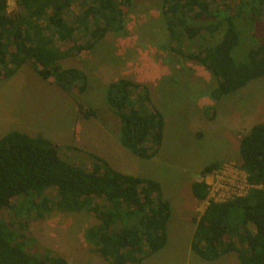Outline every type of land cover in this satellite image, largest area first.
Masks as SVG:
<instances>
[{
  "label": "trees",
  "instance_id": "trees-1",
  "mask_svg": "<svg viewBox=\"0 0 264 264\" xmlns=\"http://www.w3.org/2000/svg\"><path fill=\"white\" fill-rule=\"evenodd\" d=\"M75 1L18 0L21 9L9 11L8 1L0 0V79L13 76L30 61L43 79L74 94V89L86 92L87 73L75 66L62 67L61 59L92 49L109 31L123 30L125 8L134 0H80L82 12L68 19ZM212 1L163 0V11L173 39L192 41L198 36L207 41L197 53L186 55L217 77L211 95L220 98L264 76V22L254 27L256 43L247 60L237 62L233 55L244 25L239 19L260 24L257 1L264 5V0H243L240 7L225 9H213ZM81 31L90 33L88 43L76 40ZM209 37L216 40L209 42ZM105 98L121 120V144L143 158L153 157L163 141L165 119L152 103L148 86L120 78L105 87ZM83 114L89 118L97 113L88 109ZM239 152L241 166L257 186L246 196L212 201L197 219L191 248L206 260L235 251L242 264H264V122L240 137ZM92 158L91 168L69 162L57 142L21 130L0 138V264H70L51 251L42 256L28 252L23 227L4 218L7 208L33 210L39 219L54 211L92 213L98 223L88 228L86 238L112 264H141L166 246L172 206L161 183L119 171L97 155ZM221 164L207 165L201 174ZM192 191L200 201L208 194L202 180L192 183ZM20 196L21 206L14 203Z\"/></svg>",
  "mask_w": 264,
  "mask_h": 264
},
{
  "label": "rangeland",
  "instance_id": "rangeland-1",
  "mask_svg": "<svg viewBox=\"0 0 264 264\" xmlns=\"http://www.w3.org/2000/svg\"><path fill=\"white\" fill-rule=\"evenodd\" d=\"M7 1L9 11L21 9L18 0L15 7ZM242 1L214 0L210 5L213 9L235 8ZM257 5L260 24L249 25L245 24L247 20L239 19L238 24L244 25L239 44L233 50L237 62L247 60L249 49L256 43L254 27L260 28L264 22V5L260 1ZM125 9L126 35L109 32L93 49L60 61L62 67H80L87 73L89 83L85 93L78 94L74 89V94L43 79L30 61L13 76L0 79V138L15 129L33 136L43 135L58 143L62 157L69 162L91 168L92 155H97L119 171L159 181L175 210L168 222L166 246L146 257L142 264H242L235 251L216 260H206L191 252L192 224L183 218L189 214L183 209L189 205L186 200L189 183L201 180L205 166L230 161L240 164V135L248 133L254 124L264 122V76L215 98L211 92L217 86V77L207 66L186 55L197 53L207 41L198 36L192 41L173 39L166 27L163 0H134ZM247 9L246 6L244 10ZM82 10L77 0L66 16L73 19ZM242 15L249 18L245 13ZM75 38L79 43L91 39L85 31L77 32ZM215 40L209 37V42ZM113 42H117V49L112 47ZM97 61L95 69L101 73L96 78L89 68ZM198 67L204 69L205 75L198 72ZM120 78L147 85L152 103L164 115L163 141L151 158H143L121 144L122 123L109 108L103 85ZM88 109L97 111L96 117H85L83 111ZM50 193L56 197L54 190ZM21 202V196L14 200L16 205L21 206ZM205 208L203 201L196 203L195 219ZM29 210L7 208L3 212L5 219L23 227L20 230L28 252L42 256L51 251L64 256L70 264H112L86 238L88 228L98 223L92 213L54 211L39 219Z\"/></svg>",
  "mask_w": 264,
  "mask_h": 264
},
{
  "label": "built area",
  "instance_id": "built-area-1",
  "mask_svg": "<svg viewBox=\"0 0 264 264\" xmlns=\"http://www.w3.org/2000/svg\"><path fill=\"white\" fill-rule=\"evenodd\" d=\"M201 180L206 183L208 189L207 197L202 200L206 207L212 201L224 202L246 196L257 186L250 181L241 164L232 161L222 163L219 168L202 175Z\"/></svg>",
  "mask_w": 264,
  "mask_h": 264
},
{
  "label": "crops",
  "instance_id": "crops-1",
  "mask_svg": "<svg viewBox=\"0 0 264 264\" xmlns=\"http://www.w3.org/2000/svg\"><path fill=\"white\" fill-rule=\"evenodd\" d=\"M134 2V1H133ZM132 5H133V3H132ZM167 21V20H166ZM125 23H126V17H125V22H124V28H123V31L121 30V32H116V31H109V32H114V33H116V34H124V35H126L127 34V28H126V26H125ZM166 27H167V24H166ZM108 32V33H109ZM132 32V31H131ZM104 40L106 39L105 37L103 38ZM102 39V40H103ZM101 41V40H100ZM98 43V42H97ZM96 43V44H97ZM112 47L113 48H116L117 49V47H118V44H117V42H113L112 43ZM93 49V48H92ZM104 58V57H103ZM104 59H106V58H104ZM99 62L97 61L96 63H92V65L90 66V68H89V73L93 76V75H96V78L98 77V75L101 73V70H97V69H95V65H97ZM80 68V67H79ZM199 68V67H198ZM94 72H95V74H94ZM198 72H200V74H204L205 75V73H204V69L203 68H199L198 69ZM171 74H170V71H169V76H170ZM197 75H199L198 73H197ZM99 79H102V76H100L99 77ZM131 79V78H130ZM133 80V79H132ZM110 82L108 81V82H106V83H104L103 85H105V87L109 84ZM102 85V84H101ZM102 85V86H103ZM96 113H97V111H96ZM95 117H96V115H95ZM243 135V134H242ZM242 135H240V137L242 136ZM239 141H240V139H239ZM240 160H241V157H240ZM194 181H198V180H194ZM194 181H191L190 183H189V185H190V190L188 191L189 193H188V195H187V198H186V200H188V206H187V208L186 209H183V212H188L189 214L187 215V216H184L183 218H185V219H187V220H189L190 222H191V224H192V226H191V228H189V233H190V238H191V240L189 241V248H190V251L192 252L193 250H192V248H191V244H192V240H193V237H194V233H195V229H196V224H197V219H195V217H194V214H195V211H196V203L199 201L196 197H195V195L193 194V191H192V183L194 182ZM164 197H165V195H164ZM166 198V197H165ZM171 206H172V204H171ZM174 209V207L172 206V210ZM175 210V209H174ZM169 232V231H168ZM195 253V252H194ZM229 254V253H228ZM225 255H227V254H225ZM222 256H224V255H222ZM143 262V261H142ZM142 264V263H141Z\"/></svg>",
  "mask_w": 264,
  "mask_h": 264
},
{
  "label": "clouds",
  "instance_id": "clouds-1",
  "mask_svg": "<svg viewBox=\"0 0 264 264\" xmlns=\"http://www.w3.org/2000/svg\"><path fill=\"white\" fill-rule=\"evenodd\" d=\"M13 7H15V0H10Z\"/></svg>",
  "mask_w": 264,
  "mask_h": 264
}]
</instances>
